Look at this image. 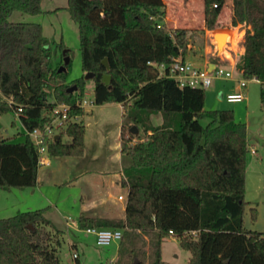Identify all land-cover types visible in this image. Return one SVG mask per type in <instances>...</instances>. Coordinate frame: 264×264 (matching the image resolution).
I'll use <instances>...</instances> for the list:
<instances>
[{
	"label": "trees",
	"instance_id": "obj_1",
	"mask_svg": "<svg viewBox=\"0 0 264 264\" xmlns=\"http://www.w3.org/2000/svg\"><path fill=\"white\" fill-rule=\"evenodd\" d=\"M40 4L0 0V111L21 108L25 129L19 142L0 137V189L5 191L36 185L40 163L28 132L44 128L54 104L74 103L84 95L83 77L67 81L68 65L58 72L63 62L53 63L41 25L9 19L15 11L40 13ZM223 4L203 1L206 29L216 27ZM231 7V24L248 26L235 67L243 78L260 82L264 101V0H231ZM66 9L78 28L81 69L94 74V104L116 102L134 111L132 123L120 132L121 152L131 159L122 178L128 188L124 218L81 216L80 226L122 229L120 245L131 243L137 230L151 234V264H166L160 247L170 234L189 251L187 264H264V232L242 223L245 123L235 121L230 110H204L203 88L179 87L149 63L183 58L187 29L164 22L163 0H68ZM72 86L76 89L68 91ZM138 112L164 119L162 125H143L145 139L130 132L133 125L139 129ZM201 118H208L206 125ZM63 134L69 141H62ZM84 136L81 123H69L47 143V155H83ZM52 228L44 209L1 218L0 264H63L56 249L61 231Z\"/></svg>",
	"mask_w": 264,
	"mask_h": 264
},
{
	"label": "rangeland",
	"instance_id": "obj_2",
	"mask_svg": "<svg viewBox=\"0 0 264 264\" xmlns=\"http://www.w3.org/2000/svg\"><path fill=\"white\" fill-rule=\"evenodd\" d=\"M166 9L165 15H174L180 19L187 18V12L192 10L195 18L189 23L187 20L178 23V27L199 23L202 19L204 0H163ZM68 0H41V12L36 14L15 11L10 20L14 22L39 23L43 35L48 39L49 50L53 63L64 60L62 54L67 50L69 58L67 81L83 77L81 69L79 34L76 23L66 9ZM227 3V4H225ZM230 0L224 4L216 19L215 33L226 30L225 23L229 20ZM204 16V15H203ZM220 21V22H219ZM159 23H163L159 21ZM166 23V22H165ZM168 26L170 22L166 23ZM231 29V26H226ZM244 29L242 25H235ZM233 28L232 38L226 44L220 36L218 41V55L226 45L232 48L237 46V29ZM187 49L189 44H202L204 39L195 32H186ZM62 42L64 48L58 44ZM181 56V55H180ZM182 57V56H181ZM185 59V56L183 57ZM237 72L238 69L236 68ZM232 78H214L209 87L205 88L204 110H230L237 122L246 125V141L248 151L245 156V184L244 210L242 214L243 227L249 230L264 232V101L261 99V84L253 79H243L235 71H231ZM245 80L243 89L245 98L239 102H228L225 95L237 89V81ZM84 95L89 101L93 99V81L84 80ZM92 110L89 114L88 111ZM132 109H124L116 102L93 104L85 109L78 122L84 126V154L81 156H53V177L44 181L40 186L29 188H13L11 192L0 189V219L15 215L26 210L44 209V216L52 224V232H61L57 235V255L63 264H151L154 259L150 256L152 235L137 230L131 243L120 245V241L113 240L108 245H97L95 237L84 231L78 221L81 202L91 200H106L113 204H123L126 201L128 188L121 184L123 171L131 165V159L120 154L119 140L122 125H130ZM141 121L137 134L145 139L143 125L157 126L164 122L160 113L147 114L138 112ZM208 118H201L202 125H206ZM177 128L176 123L170 125ZM65 128L59 132H64ZM25 129L19 117L12 111H0V137L12 142L23 140ZM62 141H69L66 134ZM137 141L136 138L132 139ZM253 150V151H252ZM66 166L72 169H67ZM89 169L85 176H77L80 170ZM122 171V172H121ZM122 173V174H121ZM75 176V177H74ZM43 177V176H42ZM43 179V178H42ZM116 180L111 184L110 180ZM99 186L98 188H95ZM95 188V189H94ZM34 189V193L32 190ZM122 195V201L117 199ZM253 210L255 212H253ZM104 218V217H95ZM117 219V218H114ZM78 221V227L73 222ZM121 231H123L121 229ZM123 241V239H122ZM161 259L166 264H187L190 253L180 246L176 236L169 235L161 242ZM79 256L80 263L76 262L72 254ZM82 257L85 260L82 261Z\"/></svg>",
	"mask_w": 264,
	"mask_h": 264
},
{
	"label": "built area",
	"instance_id": "obj_3",
	"mask_svg": "<svg viewBox=\"0 0 264 264\" xmlns=\"http://www.w3.org/2000/svg\"><path fill=\"white\" fill-rule=\"evenodd\" d=\"M149 63L156 68L158 76H166L174 79L179 87L188 86L205 89L211 85L214 78H232L231 70L223 66H216L212 70H207L206 68L198 67L192 62L183 59L180 55L171 57V62L168 64ZM251 79L258 81L255 77ZM245 86V80H238L237 89L227 93L225 99L228 102H239L244 100L245 94L243 89ZM93 104V99L88 101L86 97L77 99L74 103L58 102L52 106L48 114L49 122L44 128H36L28 132L37 149L40 164L47 162V143L55 138L56 135H59V131L66 128L69 123L78 122L79 117L83 114L85 109L91 107ZM76 109H82V113L77 112ZM20 110L21 108H18L17 112H15L17 116ZM118 199H123V196L119 195ZM84 231L95 237L97 245H108L113 240L120 241L122 238V231L115 228L88 226L84 228ZM72 256L74 259L78 257L76 253H73Z\"/></svg>",
	"mask_w": 264,
	"mask_h": 264
},
{
	"label": "crops",
	"instance_id": "obj_4",
	"mask_svg": "<svg viewBox=\"0 0 264 264\" xmlns=\"http://www.w3.org/2000/svg\"><path fill=\"white\" fill-rule=\"evenodd\" d=\"M225 4H227V3H225ZM230 6H231V0H230ZM167 11H168V8L166 9V13H167ZM193 14H194L193 11L190 10L187 12V18L183 17L182 19L177 17L176 14L174 15V13L170 16L165 15L164 22H166V23L170 22L169 26H172V27H176L177 24L181 23V21H183V20H187V22H189V23L192 22V24H193L194 23L193 20L195 19L193 17ZM231 15H232V10L230 8L229 17H231ZM224 25H225L226 30H228V31H230L233 28H236L231 24L230 18ZM239 25H242L245 28L244 29H241L238 27L236 28L237 29L236 35L238 37L237 46L235 48H232L231 45H228V46L226 45L225 50L227 51L228 55L222 53L219 56L218 52H217V45H216V42L214 41V34H215V30H217V28H214L212 30L205 28L204 16H203V12H202V19L200 20L199 23H197V22L195 23L196 29L191 24L184 26V28L187 29V32L198 33L204 39V42L202 44H198V45L197 44H194V45L189 44L188 49H187V53L185 55V60L192 62L193 64H195L198 67L206 68L207 70H212L216 66H223V67H225L231 71H235L238 75H240V72L239 71L237 72V70H236L235 64L237 61L240 60V58L242 57V55L244 53V46L242 44L243 43V36L245 33V29L248 26H245L244 24H239ZM226 26H231V29L227 28ZM117 104L119 106H122L121 103H117ZM88 113L91 114L92 110L90 109L88 111ZM119 144H120V140H119ZM119 149H120V154L123 155V153L121 152L120 146H119ZM83 154H84V152H83ZM52 164L53 163H52L51 158L49 156H47V162L41 163L39 165L38 171H37V182H36L35 187L40 186L42 183H44V181H47V179H49L50 177H53L54 170H53ZM66 168L68 170L72 169L69 166H66ZM87 170H89V169L85 168L84 170H80L76 177H78L80 175L85 176V174H86L85 172ZM110 183L115 184L116 180L111 179ZM121 184H122V180H121ZM98 187L99 186H96L95 188H98ZM11 191L12 190L7 191V192H11ZM32 193H34V189L32 190ZM117 199H118V197H117ZM120 200L122 201V199H120ZM125 202L123 204H119V205L110 203L106 200H102V201L91 200V201H88L86 203L81 202L82 204L78 210L79 211V217L84 216V217H104V218H108V219H114V218L123 219L124 218V210H125ZM78 220H79V218H78ZM73 225L75 227H78L77 226L78 221L76 223L73 222Z\"/></svg>",
	"mask_w": 264,
	"mask_h": 264
},
{
	"label": "water",
	"instance_id": "obj_5",
	"mask_svg": "<svg viewBox=\"0 0 264 264\" xmlns=\"http://www.w3.org/2000/svg\"><path fill=\"white\" fill-rule=\"evenodd\" d=\"M217 36H219L217 33L214 34V38L216 39ZM216 42V45H217V52L219 51V42L218 41H215ZM69 62V58L67 56H64V60H63V64L58 68V72H61V71H65L66 70V66ZM103 63L104 65L108 68V63L106 61V59L103 60ZM94 77V74L92 72H86L85 75H84V80L86 79H92ZM102 81L105 83V84H108L109 83V75L108 74H104L103 75V78H102ZM76 87L75 86H72L71 88L68 89V91L72 92L73 90H75ZM130 132L133 133V134H137L138 130L137 128L133 125L130 127ZM58 135L55 136V138H57ZM85 258L82 257V261H84Z\"/></svg>",
	"mask_w": 264,
	"mask_h": 264
},
{
	"label": "bare ground",
	"instance_id": "obj_6",
	"mask_svg": "<svg viewBox=\"0 0 264 264\" xmlns=\"http://www.w3.org/2000/svg\"><path fill=\"white\" fill-rule=\"evenodd\" d=\"M217 34L224 39L225 44L230 41V39L232 38V31H228V30H222L220 32H217ZM220 45V43H219ZM223 52H225V48H223L222 50ZM228 55V54H227Z\"/></svg>",
	"mask_w": 264,
	"mask_h": 264
}]
</instances>
